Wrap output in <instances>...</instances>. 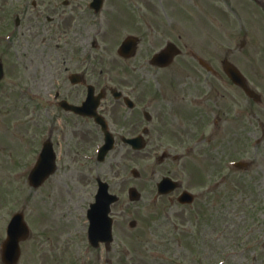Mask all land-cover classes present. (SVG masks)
I'll use <instances>...</instances> for the list:
<instances>
[{
	"label": "rangeland",
	"instance_id": "obj_1",
	"mask_svg": "<svg viewBox=\"0 0 264 264\" xmlns=\"http://www.w3.org/2000/svg\"><path fill=\"white\" fill-rule=\"evenodd\" d=\"M32 3L0 0V34H6V39L14 33L11 13L25 10L21 32L17 31L6 43L10 68L0 87V264L7 225L19 211L24 212L31 228L30 237L21 244L20 264H175L186 248L175 240V236L182 235L173 233L166 223L162 200L151 203L156 183L167 168L181 173L197 166L201 171L211 169V165H222L225 160H244L249 164L241 170H231L229 183L220 185L215 198L208 201L203 197L197 201V207H205L195 220L189 249L196 251L199 264H216L220 259L228 264H241L246 247L264 254V0H106L98 17L86 14L88 24L96 21L104 26V36L99 41L115 56L124 38L137 35L143 38L140 45L143 51L151 46L159 48L167 41L175 42L184 54L178 62H193L192 51L202 54L216 68L221 60L229 58L262 95V101L258 104L249 99L224 74L222 79L210 80V85L199 82L197 88L211 87L220 93L226 89L225 108L229 115L224 122L202 128L209 140L200 144L198 150L169 167L167 164L171 162L160 164L159 154L151 156L149 147L134 152L120 141L105 162L97 163L84 176V167L79 169V162L83 161L80 155L90 152L94 143L90 139H78L81 132L73 134V126L66 124L70 117L62 114L64 121L56 122L60 129H54L53 137L59 168L40 188L29 185L28 175L37 161L44 141L41 139H46L49 132L43 121H33L30 104L17 87L45 83L51 74L47 63L55 72L60 60L73 51L64 53V40L58 38L61 34L53 41L47 39L48 26L36 24L26 29L37 19L31 12ZM95 30V26L87 27L85 36L95 38ZM15 61L19 65L12 67ZM134 63L135 60L114 62L107 70L110 76H105V82L122 80L129 88L136 87L135 96L140 103L134 118L138 117L145 125L142 120L145 93L157 95L161 87L148 73H135ZM106 65H98L96 72ZM160 83L162 89L192 86V82L184 80L170 81V87L166 79ZM39 113L42 118H48L46 110ZM117 121L113 128L119 134L133 135L142 130L141 124L137 128L123 127L126 120L120 114ZM200 129L160 128L155 137L163 148L176 144L177 140H184L186 145ZM89 132L87 128L88 136ZM97 132L94 128L91 134L99 137ZM133 169L138 170L139 178L133 176ZM92 174L107 181L111 191L121 197L113 209L117 222L111 253L105 248L95 250L88 242L87 211L97 191ZM205 180L209 182V176ZM129 187L138 189L142 195L140 201L130 202ZM123 206L127 209L124 213L120 212ZM131 221H136V228H131ZM186 226L191 228L188 223ZM246 255L250 257L251 253Z\"/></svg>",
	"mask_w": 264,
	"mask_h": 264
},
{
	"label": "flooded vegetation",
	"instance_id": "obj_2",
	"mask_svg": "<svg viewBox=\"0 0 264 264\" xmlns=\"http://www.w3.org/2000/svg\"><path fill=\"white\" fill-rule=\"evenodd\" d=\"M81 1L82 0H65L63 3L65 7H62L60 5V0H57L55 3L53 1L39 2V0H37L38 3H35L37 9V19L35 22L38 25H44L41 18L45 13H56L61 16L68 15V17L64 18V21L67 19L65 22L66 44L68 46H74V44L79 45L80 42L75 38V29L77 27V18L79 17L83 21V4ZM48 21L52 22V20ZM50 31L51 28H49V32ZM68 39H70V41H68ZM81 53L82 48L78 46L75 55L72 58H70L69 55L68 57H65V60L63 61L65 65L64 72L63 70L61 71L59 67L56 69V82L46 88L44 95L52 96L54 93V98L56 100L55 104L47 105L48 110L52 111L54 108H60L61 111L71 119L66 120V124H71L73 126L72 133L76 135L78 131H80L81 135L77 137L78 139H90L89 141L94 143L97 141L98 136H93L91 132L94 127H99L94 118L65 111L60 107V103L62 101H68L76 106H82L84 103L87 104L88 98L91 96L93 98L91 99L90 106H92L96 101L95 98L102 94L104 99L102 100L99 113L103 115L108 122L111 121L110 125L112 127H115V125L117 126L118 124L119 108L121 109V107H125L124 96L133 97L135 89H129V86L125 83L118 84L117 89L123 92L124 96L123 98L116 99L112 93L111 86L107 83L108 80L105 82V76L109 75V73H94L93 69L95 64L91 63L88 67L87 62L81 60ZM149 54V50L146 52L140 51L138 55L132 59L136 61L135 69L143 70L145 73L156 77L158 80L164 79L166 77V69H160L151 66L150 64L143 66V62L147 59L146 57H148ZM101 57L104 58L103 55ZM191 59L193 62L178 63V66H180L178 70L180 72L170 74L173 76V79L192 82L190 88L163 89L159 90V94L157 95L149 94L144 98V103L148 105L147 112L149 114V119L147 121L148 125L145 130L147 131V145L151 151L150 155H158L161 152V155L158 156L159 160H161L160 164L163 163L164 165L166 162L170 161L171 163L167 164L169 167L173 166L174 163H177L176 161L180 158L188 157V155L193 154L195 150H198V142L197 140H191L192 143H195L196 145L194 147L191 146V149L186 154L179 153L182 148L180 144L184 140H177L179 145H171L163 148L158 145L157 142L159 140L155 137L156 133L160 132V128L174 127L182 129L193 128L195 126L198 127L199 125L200 127H208L211 123L217 125L218 122L226 121V116L229 115L225 108V101L227 98V91L225 88H223L224 93H220L219 89L215 90V88L211 87L206 89L197 88L199 82L210 81L215 77L221 78L222 73L218 70L209 72L200 64L197 55L193 54ZM48 65L51 64L48 63ZM70 74H77L78 76L71 78ZM38 84L39 86L43 85L41 83ZM88 85L94 87V95H90ZM202 85H204V82H202ZM207 85H210V83ZM38 91H40V89H38ZM215 103L217 105H215ZM58 117L54 116V113L49 116L50 125L52 127L56 126L54 119ZM128 117V114L123 116L124 119H128ZM133 125L137 126L132 116L123 127ZM87 128L91 131L89 132V136L86 134ZM180 136L181 135L179 134V137ZM89 141H87V143ZM211 167V169L209 168L206 170V175H200L196 168H193L192 170L183 169V172L181 173L177 169L167 168L165 174L161 177V179L163 177H170L178 183V189L168 196H162L161 203L163 204L164 211L162 214H164L167 219L166 223L169 224L168 226H172L171 229H176V232L182 235L181 238L175 236V239L185 245L186 249H183V257H180L179 259L185 263L190 262V264H197V259H194L196 251L191 248L189 249V239L191 240L193 238L195 220L198 218L199 213L204 211L205 206L197 207L195 204L199 200L202 201L201 199H203V197L209 199L208 201L215 198L216 195H219L217 194V189L220 185L228 184L230 180L229 169L227 170L229 172H226L222 165H211ZM209 170L210 172L208 174ZM208 176L210 178L209 182L205 180V178L208 179ZM184 191H189L196 195L195 203L182 204L179 202L178 199ZM155 202H158V200H155ZM187 223L191 225L190 229L186 226ZM263 255L264 254L261 253L255 257V264H263ZM187 257H190V259H187Z\"/></svg>",
	"mask_w": 264,
	"mask_h": 264
},
{
	"label": "water",
	"instance_id": "obj_3",
	"mask_svg": "<svg viewBox=\"0 0 264 264\" xmlns=\"http://www.w3.org/2000/svg\"><path fill=\"white\" fill-rule=\"evenodd\" d=\"M128 42L132 43L131 40H129ZM128 42L126 44H129ZM127 48L130 49L131 46L127 45ZM175 53H177L176 48L174 46L170 45L162 53L161 56H165L168 60ZM166 63H168V62H166ZM161 64L165 65V63H161ZM226 71L229 74V76L231 77V79L236 84L243 87V89L246 91V93L250 97L254 98L257 101L260 99V97L255 92H253L252 90H250L247 87L244 78L242 77V75L239 73V71L234 66L227 63ZM48 146H49V148L52 147L50 144H48ZM50 159L51 158H50L49 152L46 151L43 159L40 162V165L38 167H36V169L32 172V174L30 176V180H31L32 185L39 186L54 172V163L51 164ZM132 198L133 199L138 198L135 190L132 191ZM99 199L100 198L98 196V202L96 205H94V209H96V211L94 212V216H96V217L99 216L100 208L102 207V202ZM107 212H108V204H107ZM104 220L106 221V224L108 226V230H109V225H110V230H111V221L108 219V217H106V219H104ZM108 230H107V232H108ZM28 235H29V230H28L26 223L24 222L23 215L22 214L17 215L13 219V222L10 225L9 238H8L6 245H5V251H4V262H5V264H17L19 257H20L19 243L22 239L26 238Z\"/></svg>",
	"mask_w": 264,
	"mask_h": 264
}]
</instances>
